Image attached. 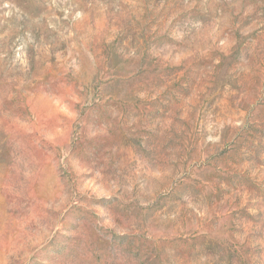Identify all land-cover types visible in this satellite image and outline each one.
I'll list each match as a JSON object with an SVG mask.
<instances>
[{
    "label": "rangeland",
    "instance_id": "374dc122",
    "mask_svg": "<svg viewBox=\"0 0 264 264\" xmlns=\"http://www.w3.org/2000/svg\"><path fill=\"white\" fill-rule=\"evenodd\" d=\"M0 264H264V0H0Z\"/></svg>",
    "mask_w": 264,
    "mask_h": 264
}]
</instances>
